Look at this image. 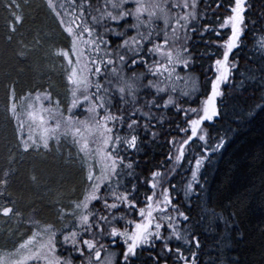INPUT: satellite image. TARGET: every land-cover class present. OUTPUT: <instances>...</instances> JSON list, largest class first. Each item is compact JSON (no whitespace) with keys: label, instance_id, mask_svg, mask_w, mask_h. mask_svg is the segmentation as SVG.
Listing matches in <instances>:
<instances>
[{"label":"snow or ice","instance_id":"snow-or-ice-1","mask_svg":"<svg viewBox=\"0 0 264 264\" xmlns=\"http://www.w3.org/2000/svg\"><path fill=\"white\" fill-rule=\"evenodd\" d=\"M5 7L15 33L24 19L19 0ZM47 7L62 45L46 49L56 37L37 34L18 55L43 50L45 58L58 57L70 99L62 107L41 87L18 105L10 83L6 112L22 153L70 142L85 186L57 208L55 221L28 218L27 234L0 252V264H201L205 217L208 231L219 230L216 259L208 264H245L230 252L246 240L240 218L257 205L264 215V175L227 216L208 208L205 177L235 143L237 129L264 115V30L255 27L253 0H48ZM249 35L253 54L245 59L259 60V69L240 65ZM197 67L203 79L190 75ZM177 81L191 83L178 89ZM250 85L259 86V98L231 106L235 128H218L229 117L226 92ZM156 147L165 150L158 166L147 159L142 165ZM256 159L264 164V150L252 154ZM13 175L11 164L0 169V219L23 225L10 192Z\"/></svg>","mask_w":264,"mask_h":264},{"label":"trees","instance_id":"trees-1","mask_svg":"<svg viewBox=\"0 0 264 264\" xmlns=\"http://www.w3.org/2000/svg\"><path fill=\"white\" fill-rule=\"evenodd\" d=\"M61 1L64 5L68 2V0ZM6 2L7 0H0V169L11 164L14 175L11 177L10 192L24 220L33 215L37 222L45 224L55 221L57 208L62 204L66 205L69 197L80 194L85 186L84 174L79 160L73 156L71 149L69 147L67 151L65 149L67 146L72 147L70 144L63 145L58 153L54 151L56 148H52L49 152L31 153H22L17 149L15 122L9 120V113L6 112L9 105L8 86L10 83L15 85L17 101L29 91L35 92L41 87L50 88L53 98H59L63 107L70 99V95L66 87L64 68L59 58L53 55H47L45 58L46 53L43 50L31 52L27 57L18 55L23 46L31 47L37 34L48 33L56 37L53 42L45 44V48L49 50L62 45L63 41L56 18L47 7L48 0H19L18 15L23 16L24 19L22 24L16 25L15 33L10 32L9 29L13 21L5 7ZM51 2L56 4V0ZM253 4L256 8L252 15L256 18L255 27L259 32L264 30V20L257 15V10L262 5L260 0H253ZM218 11L221 16L224 14L222 10ZM10 35L11 41L8 40ZM245 44L244 53L241 55L242 60L240 59L241 68L247 65L259 69V60L254 62L245 59L246 55L253 54L251 52L253 36L249 35ZM197 72L200 73V79H203L201 70ZM190 75L197 78L196 73H190ZM190 83V81H177L176 87L185 88L190 86ZM259 95L260 88L257 85H250L245 90L233 91L231 95L226 92L225 96L230 106L229 117L217 127L235 128V124L230 123L231 106L247 107L254 99H258ZM237 132L235 143L205 177L209 197L208 208L214 209L216 213L223 216H227L229 209L246 194L250 183L255 182L259 187L260 177L264 175L261 172L264 164L259 159L252 160L253 153L259 157L264 150V115L258 114L244 127L237 129ZM164 151L160 147L152 148L148 156L141 159V164L143 165L147 159L149 164L155 163L158 166ZM10 155L14 157V160L10 161ZM246 161L254 166H246ZM237 165L240 167L238 168ZM193 208L195 209V205ZM207 219L205 217L199 229L201 264H208V261L215 260L217 255L219 230L208 231ZM14 224L16 223L6 224L4 219H0V250L8 246L4 243L5 237L11 238L12 231L18 229ZM217 224L222 227L223 222L217 220ZM18 226L21 228L19 237L21 239L27 234L28 227L25 224ZM240 227L247 234L246 240L235 246L230 255L238 253L245 264H264V215L260 213L258 205L255 212L240 218ZM115 251L118 253V246Z\"/></svg>","mask_w":264,"mask_h":264},{"label":"rangeland","instance_id":"rangeland-1","mask_svg":"<svg viewBox=\"0 0 264 264\" xmlns=\"http://www.w3.org/2000/svg\"><path fill=\"white\" fill-rule=\"evenodd\" d=\"M67 4V3H66ZM56 5H64L63 4V2L61 1V0H56ZM197 70H201L200 69V67L198 68L197 67V69H196V71L194 72V73H196V76H197V78H199L200 79V73L199 72H197ZM17 103H18V105L19 104H21V101L20 100H18L17 101ZM24 103H26V102H24ZM53 143V147L52 148H54L55 149V147H54V142H52ZM67 144H70L72 147H70V146H67ZM63 145H66L67 147L65 148L66 149V151L70 148L71 149V151H72V154H73V156H75V158L76 159H78L79 160V157L77 156V153H76V149L73 147V145L70 143V142H65V138H62V140H61V146H60V148L58 149V150H60L61 149V147L63 146ZM69 147V148H68ZM57 149H55L54 151H55V153H58L59 151H58ZM66 154H68V153H66ZM70 156V155H69ZM68 156V157H69ZM67 157V158H68ZM81 165V164H80ZM33 215H31L29 218H32V219H34L33 217H32ZM35 220V219H34ZM25 225H26V227H28V219H26L25 220V223H24ZM14 225H17V224H14ZM17 228L19 229V231L16 229V230H14V231H12V233L11 234H13L12 235V237L11 238H6L5 237V245H6V243H7V247L6 248H4L3 250H0V252H9V251H12L13 249H14V247H15V245L17 244V242L20 240L19 239V237L21 236V228L17 225ZM10 243H9V242ZM62 250V249H61Z\"/></svg>","mask_w":264,"mask_h":264},{"label":"flooded vegetation","instance_id":"flooded-vegetation-1","mask_svg":"<svg viewBox=\"0 0 264 264\" xmlns=\"http://www.w3.org/2000/svg\"><path fill=\"white\" fill-rule=\"evenodd\" d=\"M210 2H213V0H210ZM217 14L218 15H221V13L219 12V11H217ZM205 63H206V61H205ZM206 70V69H205Z\"/></svg>","mask_w":264,"mask_h":264},{"label":"bare ground","instance_id":"bare-ground-1","mask_svg":"<svg viewBox=\"0 0 264 264\" xmlns=\"http://www.w3.org/2000/svg\"><path fill=\"white\" fill-rule=\"evenodd\" d=\"M242 60V59H241Z\"/></svg>","mask_w":264,"mask_h":264}]
</instances>
